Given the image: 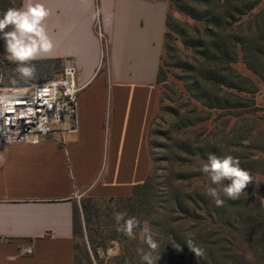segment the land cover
<instances>
[{
    "label": "crops",
    "instance_id": "0c3cea01",
    "mask_svg": "<svg viewBox=\"0 0 264 264\" xmlns=\"http://www.w3.org/2000/svg\"><path fill=\"white\" fill-rule=\"evenodd\" d=\"M43 2L54 47L36 60L74 59L76 129L63 142L57 135L37 144L0 142V264H74V203L127 197L150 170L167 0ZM257 89L264 125V88ZM260 203L264 216V197Z\"/></svg>",
    "mask_w": 264,
    "mask_h": 264
},
{
    "label": "trees",
    "instance_id": "16d2710c",
    "mask_svg": "<svg viewBox=\"0 0 264 264\" xmlns=\"http://www.w3.org/2000/svg\"><path fill=\"white\" fill-rule=\"evenodd\" d=\"M167 2L168 10L173 5L178 12L193 19L199 17L195 11L200 7L202 13L200 20L205 27L203 42L196 46L192 45L193 48L202 49L198 52L202 62H197L191 57L190 62L187 64L185 62L182 68H178L180 74H172L183 88L184 95L182 92L177 93L198 114L197 118L191 120L192 122L184 125V128L190 129L208 119L210 113L207 110L223 109L228 103V97L233 95L230 90L235 89L249 94L257 92V86L250 78L236 73L232 68V64L237 62L238 54L245 67L264 84V1L167 0ZM188 3L193 6H188ZM197 5L200 6L196 7ZM169 21L167 13L162 49L168 52L170 49L165 41L169 36L167 31L170 27ZM4 51L2 40L0 47L2 77L19 75L13 71L15 66L6 59ZM161 63L169 66L162 55ZM32 64L36 70L38 67L51 64L59 67L61 61L34 60ZM165 78L166 75L160 65L156 83L163 82ZM236 78L247 84L245 90L233 83ZM165 96V92L158 96V110L150 121L148 138L152 134L151 128L155 118L164 110L162 102ZM192 101L197 104L194 105ZM176 115L179 118L184 117L179 115L178 111ZM206 138L207 136L201 142L207 140ZM199 151L202 153L187 140L170 141L166 148V161L169 166L168 185L159 196L149 191L150 166L146 180L134 186L127 197H81L73 206V233L78 216L81 215L90 245H102L97 242L99 238L96 236L97 233L93 235L89 232L92 231V225H99V216L102 213L127 212L128 216H134L141 222L140 228L136 230L135 241L139 238L143 240L141 248L145 252L151 250L144 243L143 228L148 227L151 234H154L153 239L158 243V248L153 252V257H158L156 264H264V216L260 203L264 197V184L250 173L253 179L245 193L235 202H228L222 197L224 204L217 206L205 194V185L208 182L201 180L199 183L198 179H195L201 176L198 174L190 177L193 180L189 186L192 185L194 188L190 187V190L180 194L173 184V164L175 161H185L181 158L182 155L195 156L194 154H198ZM233 208L240 212H233V221H230V215L227 213ZM140 234L142 235L139 236ZM109 235L115 239L122 235L124 240H128L115 229H112ZM133 242L128 240L131 246Z\"/></svg>",
    "mask_w": 264,
    "mask_h": 264
},
{
    "label": "rangeland",
    "instance_id": "374dc122",
    "mask_svg": "<svg viewBox=\"0 0 264 264\" xmlns=\"http://www.w3.org/2000/svg\"><path fill=\"white\" fill-rule=\"evenodd\" d=\"M18 1L0 0V13L6 11L9 7H16ZM188 6L192 7L193 5L188 3ZM198 6L200 5L196 7ZM167 13L170 18V27L167 30L169 36L166 37L165 42L170 52L162 49V56L169 66L166 67L161 63L166 78L163 82L157 83L158 96L161 92L166 94L162 102L164 110L155 118L151 128L152 134L148 138L151 163L150 193L159 196L163 194L168 185L167 170L169 166L166 161V148L173 139L181 142L187 140L194 148H199L202 152L200 153L199 151L198 154H194L195 156L190 154L184 157L182 155L181 158L185 161L174 162L173 184L180 194L190 190V187H192V185L189 186V183L193 180L190 178L191 175L200 174L201 176L195 177V179H198L199 183L201 180L208 182V178L200 171V168L202 162L207 160L209 153H214L218 157L232 155L238 158L240 166L264 184L262 181V176H264V153H262L264 151V125L261 121L260 110L255 111L258 108L255 104L258 89L254 94L236 91L235 89L230 90L233 95L228 97V103L223 109L216 111L206 109L210 113L208 119L190 129L184 128V125L192 122L197 118L198 114L177 93L182 92L184 95L183 88L172 74H180V69L178 68H182L185 62L186 64L190 62L191 57L197 62H202V57L198 54L202 49L193 48V46L203 42L205 27L200 20V16H202L200 7L195 11V14L199 16L195 19L178 12L173 5ZM1 44L2 40H0V47ZM232 68H234L236 73L250 78L257 88H264V84L242 63L240 54H238L237 62L232 64ZM60 71L61 65L59 67L54 64L41 66L35 70L32 78L25 80L20 75L2 77L0 69V86L18 88L29 83L42 84L56 78ZM233 83L240 89L245 90L247 88V84L240 78L234 79ZM192 103L194 105L197 104L194 101ZM157 110L158 108L156 107L154 115ZM177 111L179 115L184 117L179 118L176 115ZM202 117L206 118L207 115H202ZM206 136L207 140L201 142ZM196 143L199 144L196 145ZM196 150L198 151V149ZM199 183L198 187L200 186ZM226 200L228 202L236 201L227 198ZM233 212L240 211L234 208L232 210L229 209L227 214L230 215V221H233ZM114 214V212L110 214L102 213L99 216V225H92V231L89 232L93 235L97 233L96 236H99L97 242L102 244L95 246L90 245L86 226L81 215L78 216L74 231L76 264H144L137 254V248H141L143 243L141 238L138 241H132L134 243L133 247L128 244V240L122 238V235L117 239L110 237L111 230L117 229ZM109 248L113 250L111 256L108 255Z\"/></svg>",
    "mask_w": 264,
    "mask_h": 264
},
{
    "label": "clouds",
    "instance_id": "9594fccd",
    "mask_svg": "<svg viewBox=\"0 0 264 264\" xmlns=\"http://www.w3.org/2000/svg\"><path fill=\"white\" fill-rule=\"evenodd\" d=\"M49 15L50 10L43 0H22L20 7H9L0 13V40L4 41L5 57L15 66L13 71L25 80L34 75L35 67L32 61L48 54L54 47L45 24ZM65 71L70 72L71 69L66 68ZM4 162L5 158L0 155V164ZM200 171L208 178L205 194L217 206L224 204L223 198L238 200L253 179L250 173L240 166L239 159L232 155L218 157L209 153L207 160L202 162ZM114 220L118 232L129 241L137 239L136 230L140 228L141 222L136 217L128 216L127 212H116ZM142 232L144 243L151 251L145 252L143 248H137V254L144 264H156L158 257L154 258L153 252L158 248V243L153 239L148 227H144ZM112 251L111 248L108 249L109 256Z\"/></svg>",
    "mask_w": 264,
    "mask_h": 264
},
{
    "label": "built area",
    "instance_id": "2783aa9c",
    "mask_svg": "<svg viewBox=\"0 0 264 264\" xmlns=\"http://www.w3.org/2000/svg\"><path fill=\"white\" fill-rule=\"evenodd\" d=\"M94 29L102 38L100 25ZM71 69L70 72L65 71ZM16 89H22L20 100L9 98ZM76 65L71 57L61 62V73L42 83H29L18 88L0 86V142L3 144H37L46 136L57 135L63 142L65 135L74 133L77 94ZM32 253L30 248L25 255Z\"/></svg>",
    "mask_w": 264,
    "mask_h": 264
},
{
    "label": "bare ground",
    "instance_id": "6f19581e",
    "mask_svg": "<svg viewBox=\"0 0 264 264\" xmlns=\"http://www.w3.org/2000/svg\"><path fill=\"white\" fill-rule=\"evenodd\" d=\"M9 98L13 100H20L21 98H24L22 89H16L15 91L11 92L9 94Z\"/></svg>",
    "mask_w": 264,
    "mask_h": 264
}]
</instances>
